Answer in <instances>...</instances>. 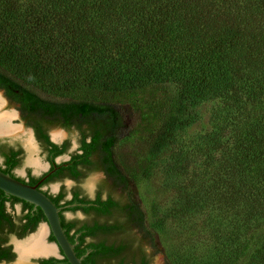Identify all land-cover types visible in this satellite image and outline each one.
Instances as JSON below:
<instances>
[{
	"label": "trees",
	"instance_id": "1",
	"mask_svg": "<svg viewBox=\"0 0 264 264\" xmlns=\"http://www.w3.org/2000/svg\"><path fill=\"white\" fill-rule=\"evenodd\" d=\"M0 89L52 166L69 140L56 144L48 130L78 132V150L48 180L56 172L76 181L93 171L106 175L109 184L95 199L74 191L65 202L86 220L59 211L84 264H152L145 212L112 191L125 192L148 169L150 156L194 121L198 102L217 99L211 128L199 135L206 163L192 181L176 184L167 217L205 214L213 247L199 264H264V0H0ZM129 142L130 169L117 157ZM4 154L0 169L11 174L18 159L12 150ZM5 196L0 189V261L9 262L15 254L2 228H16ZM49 197L55 205L63 200ZM23 202L28 210L16 227L27 229L19 237L46 220ZM38 263L70 264L64 256Z\"/></svg>",
	"mask_w": 264,
	"mask_h": 264
},
{
	"label": "rangeland",
	"instance_id": "2",
	"mask_svg": "<svg viewBox=\"0 0 264 264\" xmlns=\"http://www.w3.org/2000/svg\"><path fill=\"white\" fill-rule=\"evenodd\" d=\"M0 98L5 101L0 113H16L11 119L14 128H11L10 132L0 134V139L13 145L21 144L24 149L21 165L16 168V173L24 176V170L27 168H31L33 172L44 170L46 167L43 166L46 164V160L39 144L37 141H33L28 132L30 127L24 125L22 128L23 119L20 117L16 104L6 98L2 89H0ZM217 103V99L198 102L194 106L196 113L194 121L178 130L168 144L150 156L148 169L138 177L131 178L125 192L120 189H113L112 191L116 196L129 197L138 203L145 212L147 225L155 239V248L147 247L149 252L156 249V253L152 256L153 264H164L175 259L180 264H184L185 259L189 260L186 264H199L212 255L209 251L213 247L211 244L212 234L204 222V213L199 211L195 213L184 212L180 221H174L177 219L167 216L171 212L170 209L175 206L176 184L181 181L186 183L192 181L195 173H198L206 163L205 151L203 146L201 147L203 141L200 142L199 135L201 137L211 128L210 112ZM49 132H58L57 137L68 139L69 150L76 148L78 132L75 129L67 130L55 125L49 129ZM134 150L131 142L122 144L117 148L118 159L129 169L132 167ZM63 157L67 158L68 153H65ZM102 179L101 172H90L79 183V188L83 193L92 196L102 183ZM62 183H64L67 191L74 185L69 179H64ZM59 185V182L51 183L49 185L50 191L56 192ZM9 210L14 215L19 214L18 204L15 209ZM64 214L68 219H85L79 211H65ZM213 214L211 213V215ZM40 228L45 230L44 241L46 239L49 245L54 244V241L48 240V231H46L48 229L45 223L41 222L31 235H34ZM31 235H27L23 239ZM15 238L17 237L11 234L8 236L11 245H13Z\"/></svg>",
	"mask_w": 264,
	"mask_h": 264
},
{
	"label": "flooded vegetation",
	"instance_id": "3",
	"mask_svg": "<svg viewBox=\"0 0 264 264\" xmlns=\"http://www.w3.org/2000/svg\"><path fill=\"white\" fill-rule=\"evenodd\" d=\"M17 107V106H16ZM18 110V112H19V114H20V117H21V113H20V111H19V109H17ZM23 124L24 125H26V123H25V121L23 120ZM31 129H32V132H33V141H37V143L39 144V146H40V149H41V151H42V154H43V156H44V158H45V160H46V164L43 166L45 169L44 170H42V171H39V170H35V172H33L32 170H31V168H27V169H25L24 170V176L23 175H20V174H17L16 173V168H18L20 165H21V161H22V157H23V154H24V149H23V146H21V144H16V145H13V144H11V143H9V142H7L6 140H2V139H0V167H4V162H5V154H4V152H8V151H10V150H12V151H14L15 152V154H16V156H15V158L16 159H18V165L17 166H15L14 168H12V170H11V174L9 173V172H7V173H9L11 176H13V177H15V178H17V179H19V180H21V181H23V182H25V183H28V184H31V185H35L39 190H41L42 192H44L47 196H52V197H56V196H61V197H63L62 199L63 200H61V201H59L58 202V205H56V206H58V207H60V210L59 211H62V213H63V216L65 217V211H70V210H68L67 208H69L70 206H73V205H75L76 203H65L67 200H69V199H71L72 198V196H73V192L74 191H77L78 193H79V195L80 196H84L85 198H87V199H90V200H93V199H95V197H96V195H97V192L99 191V186L101 185V184H109V182L108 181H106V175H105V173L103 172V171H99V172H101V174H102V176H103V179H102V183L97 187V189L95 190V192H94V194L91 196V195H87L86 193H83L82 192V190L79 188V183L87 176H85V177H83L82 179H80V180H78V181H76V180H74V179H72V178H63L62 177V173L61 172H59V173H57L56 172V174H57V176H58V178L57 179H54V180H48V177H49V175L51 174V173H54L55 171H56V169H57V164H61V163H63L64 165H66L64 162L65 161H67L69 158H70V156H71V154L72 153H74V152H76L78 149V146H79V142H78V139H79V134H78V139H77V145H76V148H73V149H68V157L66 158V159H64V158H62L63 157V155L64 154H61V155H58V156H56L55 158H54V164L55 165H53L52 166V163L48 160V158H47V155H48V151L47 150H45V148H44V146H43V144L41 143V141L39 140V139H37V137H36V135H35V132H34V130H33V128L31 127V126H29ZM47 134H48V138H49V140L50 141H52V142H54V143H56V144H62L63 143V141L65 140V139H61V141L60 142H55L54 140H52L51 139V133L49 132V130H48V132H47ZM2 135V134H1ZM62 158V159H60V160H57L58 158ZM64 179H69L70 181H72L73 183H74V185L71 187V189H69V191H67L66 190V187H65V185H64V183H62L63 182V180ZM54 182H59L60 183V185L57 187V191L56 192H51L50 191V188H49V185L51 184V183H54ZM120 189V188H119ZM121 190V189H120ZM100 195H101V199H105L106 197H107V191H104V190H100ZM5 197H4V200H5V208H6V211L7 212H9V214L11 215V217H12V220H13V222H14V228H16V230L14 231V232H9V228L10 227H12V226H9V225H7V226H3V228H2V230H5V231H7V234L8 235H14L15 237H17V238H22V237H19L18 236V233L19 232H21V231H23L24 229H27V227H25V228H22L21 226H20V228L19 227H16V225H18V218L23 214V213H25V212H27V210H28V208H26V209H24L23 208V206H24V202L23 201H25V200H17V201H13L14 199H12L11 198V196H13V195H11L10 196V194H6L5 193ZM114 195V197H119V196H116L115 194H113ZM13 197H15V196H13ZM17 198V197H16ZM50 198V197H49ZM20 199V198H19ZM27 202V201H26ZM29 203V202H28ZM18 204V206H19V214H13V213H11V211L9 210V209H15V206ZM31 204V203H30ZM33 205V204H32ZM36 207H34V205H33V209H35ZM66 209V210H65ZM77 211H79L84 217H85V219L84 220H86L87 219V217H86V215L85 214H83V212L81 211V210H77ZM76 212V211H75ZM66 218V217H65ZM66 219H68V218H66ZM70 219H73V218H70ZM42 222H44V221H42ZM41 222H39L38 224H37V226L32 230V231H30V232H34V230H36V228L39 226V224H40ZM22 225V224H21ZM30 232H28V233H30ZM27 233V234H28ZM26 234V235H27ZM50 234L51 233H48V240H49V236H50ZM24 237V236H23ZM46 242V241H45ZM7 244H10V242L9 241H7L6 242ZM47 243V242H46ZM48 244V243H47ZM11 245V244H10ZM115 245V244H114ZM11 248H12V252H14V250H13V247H12V245H11ZM59 252V251H58ZM55 253V252H54ZM60 253V252H59ZM14 254H15V252H14ZM53 254V253H52ZM50 257H56V258H60V256H57V255H54V256H50ZM39 260V259H38ZM115 261V260H114ZM151 263L153 264V261H152V259H151ZM39 264V263H38Z\"/></svg>",
	"mask_w": 264,
	"mask_h": 264
},
{
	"label": "water",
	"instance_id": "4",
	"mask_svg": "<svg viewBox=\"0 0 264 264\" xmlns=\"http://www.w3.org/2000/svg\"><path fill=\"white\" fill-rule=\"evenodd\" d=\"M22 128L24 127V124L22 123ZM28 132L31 134L33 138V132L31 128H28ZM53 132H51V139L55 142H60L61 137L54 138ZM64 158V157H62ZM61 157L57 160L62 159ZM66 159V158H64ZM0 189L6 193L13 195L17 198H20L22 200H25L31 204L34 205V207H39L44 216L45 221L42 223H45L47 225L46 231L48 233H51L54 237V247L56 252L60 253H53L48 255H40V254H28L25 256L24 263H19V252L16 249V243L18 242H25L27 241L32 235L33 232L28 233L27 235H31L26 239L25 235L24 237L18 239L15 238L13 240V250L15 252V257L13 260L7 262V261H0V264H38V259L41 258H48L50 256H60V257H66L67 261L70 264H84L82 262V257H79L76 255L74 251V245L68 240L65 231L61 225L60 216H59V210L60 207L56 206L54 202L47 196L44 192L39 190L35 185H31L28 183H25L13 176H11L9 173L4 172L0 169ZM41 224V223H40ZM23 239V240H21ZM46 241V239H45ZM47 242V241H46Z\"/></svg>",
	"mask_w": 264,
	"mask_h": 264
},
{
	"label": "bare ground",
	"instance_id": "5",
	"mask_svg": "<svg viewBox=\"0 0 264 264\" xmlns=\"http://www.w3.org/2000/svg\"><path fill=\"white\" fill-rule=\"evenodd\" d=\"M5 101L0 98V109L4 105ZM16 115L12 112L0 113V134L4 132H10L11 128H14L11 124V119ZM58 132L53 133V137L56 138ZM45 230L40 228L34 235H32L25 242L16 243V249L19 252V263H24L25 256L28 254H40L48 255L56 252L55 247L47 244L44 241Z\"/></svg>",
	"mask_w": 264,
	"mask_h": 264
}]
</instances>
